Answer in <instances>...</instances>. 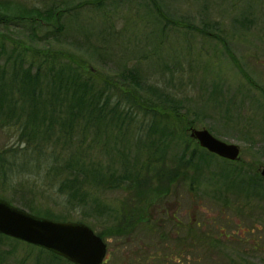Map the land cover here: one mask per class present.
<instances>
[{
	"label": "rangeland",
	"instance_id": "rangeland-1",
	"mask_svg": "<svg viewBox=\"0 0 264 264\" xmlns=\"http://www.w3.org/2000/svg\"><path fill=\"white\" fill-rule=\"evenodd\" d=\"M1 1L6 0H0V13L6 14ZM8 1L12 7L7 8L11 9L8 11L12 15L8 16L11 24L3 26L0 23V33H3L0 35L5 34L0 38L6 47L15 44L38 49L52 45L70 51L75 54V59H84L92 70L107 76L112 83L123 68L138 66L142 72L141 82L146 87L156 86L162 92V101L168 98L172 104L179 105L181 114L176 117L161 116L164 111L156 109V119H160V123L179 134L187 122L185 119H194L188 125L186 135L179 134V139L190 137L191 126L205 127L215 137L239 146L237 160H228L213 153L210 157L211 152L205 150L210 157L206 164L210 166L203 173L215 171L223 163L222 158L239 166L242 164L248 168L247 173L262 177L259 171L264 166V130L258 126L260 118L250 121V117L258 101L264 103V98L241 73L246 72L245 76L248 75L255 85L264 86V0H160L159 9L167 13L169 22L157 14V7L150 0L146 7L151 9V13L143 1L138 5L131 0V5L103 6L105 15L101 14V8L85 0H68L72 2L63 3L66 7L63 17L65 28L62 32H55V36L46 33L50 22L45 20L37 28V35L27 34L23 30L25 27L21 28L18 23L19 11L14 5L19 4L24 7V13L31 15L33 7H48L51 0ZM160 20L158 28L157 21ZM220 40H227L230 52L233 51L231 54L239 60L241 69H237ZM213 85L221 92L223 106L226 103L231 106L225 113L226 119L218 108H213L207 96ZM141 93L150 95L147 91ZM144 110L133 108L136 120L130 125L131 131L126 136L120 135L128 138L129 145L141 131L145 136L148 119L155 110L148 107V116L143 114ZM102 135L104 138L109 136L108 132ZM16 140V133L0 129V149ZM186 141L190 147L196 145L200 150L205 149L192 137ZM96 147L94 143L87 147L92 159L101 156L98 149L93 151ZM71 150L66 148L67 152ZM171 151L172 148L166 155L168 160ZM45 157L32 154L26 159H39L45 163L49 161ZM23 167L28 170L33 165L27 163ZM5 170L10 173L8 179H0V197L40 216L43 215L38 212L46 208L52 215H62L60 220H84L82 222L94 232L103 235L107 250L102 264H209L207 256L212 264H219L217 257L225 243L240 252L238 255L244 260L264 264V196L259 199L252 196L249 202L244 203L242 199L235 201V197L229 195L231 199L228 201L226 195L217 191L216 186L205 178L198 190L190 191L179 177H173L172 184L168 182L167 188L163 186L158 191L164 192L162 198L159 200L158 196V199L149 201L145 210L147 217L139 222L131 204L127 207L128 203L123 201L130 203L124 192L92 191L87 197L88 205L75 208L56 189V184L49 182L51 173L46 177L43 165L31 173L26 170L19 173L22 170L20 162L7 165ZM152 183L155 186V182ZM140 186L139 190H146V184ZM96 202L114 208L112 216L119 215V219L115 220L101 208L95 210ZM238 208L242 209L241 212H237ZM131 214H134L132 219ZM113 225L116 229L110 228ZM131 225L134 227L128 234ZM151 225L157 228H149ZM187 227L216 236L221 249L218 246L209 249L201 246L207 251H202L200 246L193 249ZM218 232L222 236H218ZM178 240H185L186 245L181 247ZM41 249L15 241L12 237L0 236V264H46L50 256ZM231 252L236 258V252Z\"/></svg>",
	"mask_w": 264,
	"mask_h": 264
},
{
	"label": "trees",
	"instance_id": "trees-1",
	"mask_svg": "<svg viewBox=\"0 0 264 264\" xmlns=\"http://www.w3.org/2000/svg\"><path fill=\"white\" fill-rule=\"evenodd\" d=\"M51 1L48 7H33L31 15L23 12L24 7L14 4L19 11L18 23L21 28L25 27L23 30L27 34L37 35V28L44 20L50 22L46 33L50 32L55 36V32L63 31L65 28L63 17L66 10L63 3L67 5L72 1ZM85 1L101 8L103 15L105 8L102 7L107 4L114 8L119 7L117 3L131 5V0ZM142 1L144 7L151 13V9L146 7L149 0H134L133 3L138 4ZM1 2L4 3L6 14L0 13V23L7 26L11 24V18L8 16L12 15L8 11L12 7H9L8 0ZM150 2L157 7V14L169 22L167 13L159 9L160 0H150ZM8 7L11 9H7ZM161 20L157 21L158 28ZM1 36L5 37V34ZM220 41L230 53V58L237 69H241L239 60L231 54L233 51L230 52L227 40ZM74 55L70 51L52 45L38 49L15 44L6 47L0 38V129L16 133L17 139L15 143L0 149V179H8L10 171L7 173L5 170L7 165L20 162L22 170L18 171L19 173L23 170L31 173L32 170H38L43 165L42 171L47 173L45 176L48 177L51 173L48 177L49 182L56 184V189L67 197L66 201L68 200L73 207L88 205L87 197L92 191L96 193L105 190L121 191L129 197L130 203L128 200L123 201L128 203L127 207L131 204L139 222H143L147 217L145 210L149 201L156 200L158 196L160 200L164 192L158 191L163 186L164 189L167 188L168 182L172 184L173 177H179L181 182L187 184L190 191L198 190L201 180L205 178L216 186L217 191L226 195L228 201L231 199L228 198L229 195L235 197V201L242 199L244 203L249 202L252 196L258 199L264 196V179L256 173H247L248 168H244L242 164L239 166L236 162L221 158L223 163L215 171L203 173L206 167L210 166L206 161L210 162L212 153L208 157L209 153L205 151L206 149L201 148L203 149L201 151L196 145L190 147L186 140L191 137H187L186 140L179 139V134L186 135L188 125L192 124L194 119H185L187 122L179 134L160 123V119H156L158 111L156 109L164 111L161 116L176 117L181 114L179 105L172 104L168 98L162 101V92L156 86L146 87L141 82L142 72L138 66V69L135 66L123 68V71L117 75V80L114 79V84L107 76L98 75L84 59H75ZM241 74L264 98V86L255 85L248 75L245 76L246 72ZM211 90L207 94L209 101L213 108L216 107L223 113V118L226 119L225 113L230 110V104L226 103L223 106L221 92L214 85ZM142 91H147L150 95L145 96ZM133 97H136V100ZM148 107L155 111L151 112L152 117L148 119V127L145 129L147 137L142 136L141 131L137 137H133L134 141L129 145L128 138H122L120 135L126 136L131 131L130 125L136 120L132 113L133 108H144L143 114L148 116L149 111L146 110ZM252 107L253 105L250 109ZM255 118H260L259 122L255 120L254 123L257 122L264 130V103L261 101H258L256 109L252 111L250 121ZM103 132H108L110 137L104 138ZM91 143L98 146L93 151L98 149L101 153L100 158H91L90 148L87 149ZM66 148L72 150L67 152ZM171 148V158L168 160L166 155ZM32 154L45 155L49 161L41 163L39 159H26L27 155ZM8 157L13 159L10 160ZM27 163L32 164L33 167L27 170L23 167ZM13 174L15 173H11ZM161 178L164 179L159 181ZM152 182H155V186ZM142 184H146L144 191L139 190ZM94 204L95 210L101 208L100 210L109 216L115 213V209L107 204L98 202ZM43 210L45 211L38 213L53 219H63L62 215L55 216L48 209ZM236 210L241 212L242 209ZM133 215H130V219ZM112 217L115 220L119 219V215ZM133 227L134 225L130 226L128 234L132 232ZM153 227L157 228L155 225L149 226V228ZM188 227L187 233L191 234L190 245L193 249L199 246L208 249L211 246L220 248V240L216 236L203 231L200 233ZM110 228L116 229V225ZM97 234L102 238V234ZM217 234L222 236L219 232ZM0 236L9 237L1 233ZM223 237L226 239L225 234ZM175 239L177 241V238ZM178 243L181 247L186 245L185 240L184 242L178 240ZM221 246L225 250L220 248L221 254L217 257L221 262L219 264H252L238 255L240 252L230 245L225 243ZM203 247H201L202 251H205ZM41 250L50 256L46 264H73L51 251L43 248ZM231 250L236 252V258ZM206 262L211 263L208 256Z\"/></svg>",
	"mask_w": 264,
	"mask_h": 264
},
{
	"label": "water",
	"instance_id": "water-1",
	"mask_svg": "<svg viewBox=\"0 0 264 264\" xmlns=\"http://www.w3.org/2000/svg\"><path fill=\"white\" fill-rule=\"evenodd\" d=\"M189 136L211 153L237 160L239 146L215 137L207 128H189ZM264 178V166L260 168ZM0 233L41 247L73 264H102L106 243L86 223L33 214L0 197Z\"/></svg>",
	"mask_w": 264,
	"mask_h": 264
}]
</instances>
